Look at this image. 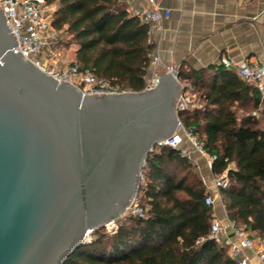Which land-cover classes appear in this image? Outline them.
Here are the masks:
<instances>
[{
  "label": "water",
  "instance_id": "95a60500",
  "mask_svg": "<svg viewBox=\"0 0 264 264\" xmlns=\"http://www.w3.org/2000/svg\"><path fill=\"white\" fill-rule=\"evenodd\" d=\"M0 5V264H63L122 217L148 156L180 124L178 72L86 94L15 50Z\"/></svg>",
  "mask_w": 264,
  "mask_h": 264
},
{
  "label": "trees",
  "instance_id": "16d2710c",
  "mask_svg": "<svg viewBox=\"0 0 264 264\" xmlns=\"http://www.w3.org/2000/svg\"><path fill=\"white\" fill-rule=\"evenodd\" d=\"M56 4L53 26L76 46L75 63L97 77L141 91L155 43L150 25L120 0H45ZM178 79L196 94L195 106L178 112L207 153L217 155L214 175L228 217L264 238V96L225 64L194 69L181 64ZM138 196L144 216L120 218L113 234L94 231L63 264H238L229 246L210 237L213 211L197 167L180 150L156 146L143 169Z\"/></svg>",
  "mask_w": 264,
  "mask_h": 264
},
{
  "label": "built area",
  "instance_id": "2783aa9c",
  "mask_svg": "<svg viewBox=\"0 0 264 264\" xmlns=\"http://www.w3.org/2000/svg\"><path fill=\"white\" fill-rule=\"evenodd\" d=\"M131 1L139 5L136 15H138L143 22L149 24L150 27L159 28L163 20L171 16L170 9L160 6L158 0ZM0 5L4 8V14L9 22V27L17 38L19 46H15V50L21 51L23 55L30 58L42 69L50 72L60 81H69L86 94L132 92L131 90L133 89L128 86L124 87L108 79L97 77L91 70L82 69L81 66L74 61L67 62L63 60V55L58 45L61 33L52 23L53 16L57 9L56 4H49L45 0H0ZM160 64V57L157 55L152 56L150 67L154 74L152 78L146 82L143 90L156 88L159 84L160 75L157 74V69ZM226 66L236 70L243 79L254 84L261 95L264 96L263 64H250L247 62L236 64L233 61L227 60ZM173 70L177 71L174 66H167V72L172 73ZM192 103L193 96L182 89L176 102L177 114L180 111L190 109ZM179 129H182L184 137L193 149L206 158L207 166L212 172V166L217 159V155L207 153L195 130L193 128H186L181 120L176 132L169 138L161 141L158 146L176 148L180 150L182 156L194 163L190 156L191 151L180 148L182 139L178 132ZM212 176L213 187L215 189H209L204 198L205 204L211 208L215 206L217 200L222 199L221 189L226 188L228 185L226 173L221 175L213 174ZM144 182L145 176L143 174L141 183ZM145 212L146 210L141 206L137 194L122 217L127 215L144 216ZM120 218L111 220L101 228L108 229L106 234L117 232L119 228L118 220ZM227 228H231L234 232L237 239L236 243H233L228 238L223 239V235H225ZM210 237L219 243H228L230 245V254L237 259L238 264H251L250 253H253V255L264 264V238L253 236L252 232L246 226H239L233 221H230L228 226H224L218 217H213Z\"/></svg>",
  "mask_w": 264,
  "mask_h": 264
},
{
  "label": "crops",
  "instance_id": "0c3cea01",
  "mask_svg": "<svg viewBox=\"0 0 264 264\" xmlns=\"http://www.w3.org/2000/svg\"><path fill=\"white\" fill-rule=\"evenodd\" d=\"M120 2L136 15L139 8L137 3L131 0ZM158 3L171 11V16L164 19L159 28L150 27L151 39L155 43L152 56L157 55L161 59L157 69L160 76L168 73L167 66H174L178 71L181 64L194 69L222 63L226 65L227 60L236 64L247 62L264 65V0H158ZM153 74L150 67L146 82ZM180 84L184 90L183 84ZM184 91L193 96L192 108L196 94L190 90ZM178 132L182 139L180 148L191 151L194 163L188 160L199 170L207 191L214 190L213 174L206 158L193 149L182 129ZM212 209L213 217H218L224 226H228L231 220L222 199ZM250 231L253 236H259L257 232ZM226 238L237 242L231 228L226 229L223 239ZM226 245L230 253V245ZM250 257L251 264H262L253 253H250Z\"/></svg>",
  "mask_w": 264,
  "mask_h": 264
},
{
  "label": "rangeland",
  "instance_id": "374dc122",
  "mask_svg": "<svg viewBox=\"0 0 264 264\" xmlns=\"http://www.w3.org/2000/svg\"><path fill=\"white\" fill-rule=\"evenodd\" d=\"M60 38L62 37L63 39H66L67 40V36L65 34H62V32L60 31ZM76 46L74 45H65V43H62V45L60 46V50L62 52V55H63V60L64 61H67V62H72L75 60V49ZM133 92V90H131ZM178 100V99H177ZM177 102V101H176ZM198 173H199V170L197 169ZM200 174V173H199ZM218 202V200H217ZM213 211V209H212ZM108 231V229L106 228H101L100 229V232L101 233H106ZM92 235H90L89 239H91Z\"/></svg>",
  "mask_w": 264,
  "mask_h": 264
}]
</instances>
